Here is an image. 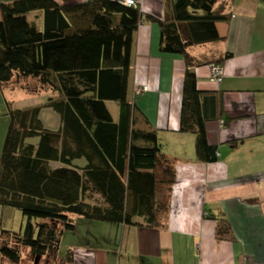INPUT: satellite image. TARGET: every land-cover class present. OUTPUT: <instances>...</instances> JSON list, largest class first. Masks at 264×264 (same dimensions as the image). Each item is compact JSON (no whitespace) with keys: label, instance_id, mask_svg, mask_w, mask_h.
Segmentation results:
<instances>
[{"label":"trees","instance_id":"obj_1","mask_svg":"<svg viewBox=\"0 0 264 264\" xmlns=\"http://www.w3.org/2000/svg\"><path fill=\"white\" fill-rule=\"evenodd\" d=\"M231 3L167 0L160 16L124 0H0V83L21 97L46 95L28 104L7 98L0 204L21 210L25 224L0 227L2 254L16 264L24 246L37 259L55 256L77 215L166 226L177 161L161 141L139 139L131 93L135 33L146 21L159 23L161 49L184 55L180 129L196 133L198 159L214 162L219 146L209 140L207 121L217 117L219 100L200 86L196 67L223 66L234 52L199 57L189 48L216 39L207 24L230 21ZM46 109L56 113L55 125ZM209 215L217 218L219 237L236 238L225 213Z\"/></svg>","mask_w":264,"mask_h":264},{"label":"crops","instance_id":"obj_2","mask_svg":"<svg viewBox=\"0 0 264 264\" xmlns=\"http://www.w3.org/2000/svg\"><path fill=\"white\" fill-rule=\"evenodd\" d=\"M136 2L160 16L168 12L167 0ZM232 4L230 21L207 24L216 39L189 48L199 57L234 52L224 59L220 76L212 74L210 64L196 67L200 86L216 92L219 100L217 117L207 121L209 140L219 146L214 162L198 159L196 133L180 129L184 55L161 49L159 23L146 21L135 33L131 93L139 139L146 144L161 141L177 161L166 226L77 215L76 227L65 231L55 256L37 259L24 246L19 264H264V0ZM143 85L149 89L135 92ZM17 93L0 83L5 114H10L7 98L20 99ZM211 212L229 217L235 239L218 236ZM24 224L20 211L0 204V227L19 229ZM0 264L16 263L0 252Z\"/></svg>","mask_w":264,"mask_h":264},{"label":"rangeland","instance_id":"obj_3","mask_svg":"<svg viewBox=\"0 0 264 264\" xmlns=\"http://www.w3.org/2000/svg\"><path fill=\"white\" fill-rule=\"evenodd\" d=\"M233 8H234V4L231 3L228 10L231 12L233 10ZM238 10H239V5H238ZM239 14L243 15L241 13H239ZM244 15H247V14H244ZM32 16H35V13L32 14ZM21 94H22V92H21ZM45 97H46V95H32V94H28V93L24 92V94H22V97L20 98V100H24V101H22L23 104H28L31 102H37L38 100L40 101V100L44 99ZM2 105L3 106L0 107V154L3 150L4 140L6 138L9 123H10V114L9 115L5 114V111L7 112V107H6L4 102L2 103ZM110 105L112 108H115V105H116L115 101H111ZM3 107H4L5 111H4ZM44 113H45L44 117H45L47 123H49L51 125H55L56 120H57L56 113H54L51 109H46ZM137 127H138V124H137ZM15 209L20 211V213L22 214L21 210H19L17 208H15Z\"/></svg>","mask_w":264,"mask_h":264},{"label":"built area","instance_id":"obj_4","mask_svg":"<svg viewBox=\"0 0 264 264\" xmlns=\"http://www.w3.org/2000/svg\"><path fill=\"white\" fill-rule=\"evenodd\" d=\"M124 1H126L129 4L137 3L136 0H124ZM222 70H223V66L220 65V64L219 65H214L212 67V72H213L214 75H220L222 73ZM142 88L144 90H147L149 87H148V85H144Z\"/></svg>","mask_w":264,"mask_h":264}]
</instances>
